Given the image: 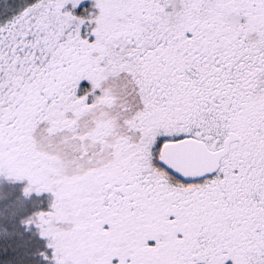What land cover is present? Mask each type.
Wrapping results in <instances>:
<instances>
[{
	"label": "snow or ice",
	"instance_id": "6c2138e0",
	"mask_svg": "<svg viewBox=\"0 0 264 264\" xmlns=\"http://www.w3.org/2000/svg\"><path fill=\"white\" fill-rule=\"evenodd\" d=\"M0 264H264V0H0Z\"/></svg>",
	"mask_w": 264,
	"mask_h": 264
}]
</instances>
